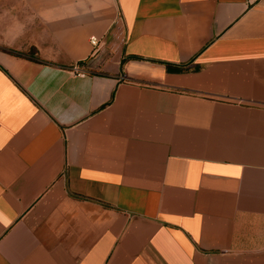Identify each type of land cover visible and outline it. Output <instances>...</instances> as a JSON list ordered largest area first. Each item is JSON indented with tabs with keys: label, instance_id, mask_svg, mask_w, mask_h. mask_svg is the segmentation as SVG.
Segmentation results:
<instances>
[{
	"label": "crops",
	"instance_id": "1",
	"mask_svg": "<svg viewBox=\"0 0 264 264\" xmlns=\"http://www.w3.org/2000/svg\"><path fill=\"white\" fill-rule=\"evenodd\" d=\"M0 264H264V0H0Z\"/></svg>",
	"mask_w": 264,
	"mask_h": 264
},
{
	"label": "built area",
	"instance_id": "2",
	"mask_svg": "<svg viewBox=\"0 0 264 264\" xmlns=\"http://www.w3.org/2000/svg\"><path fill=\"white\" fill-rule=\"evenodd\" d=\"M90 44H91V46H92L93 48H96V47L98 46V40H97V38H95V37H91V38H90ZM92 52L95 53V52H96V49H94ZM73 70H74L75 72H77V74H79L80 76H84V75H85V72L81 71V69L78 68L77 66L74 67Z\"/></svg>",
	"mask_w": 264,
	"mask_h": 264
}]
</instances>
